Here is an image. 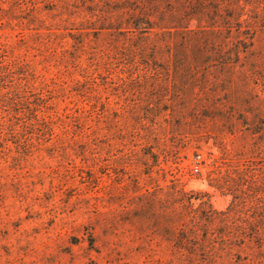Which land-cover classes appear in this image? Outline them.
<instances>
[{"label": "rangeland", "instance_id": "rangeland-1", "mask_svg": "<svg viewBox=\"0 0 264 264\" xmlns=\"http://www.w3.org/2000/svg\"><path fill=\"white\" fill-rule=\"evenodd\" d=\"M125 1L0 0V44L31 64L55 121L51 139L0 128V264H181L174 225L216 242L264 228V0L246 7L250 62L179 72L120 53ZM176 73L202 76L198 106L166 93L187 87Z\"/></svg>", "mask_w": 264, "mask_h": 264}, {"label": "trees", "instance_id": "trees-1", "mask_svg": "<svg viewBox=\"0 0 264 264\" xmlns=\"http://www.w3.org/2000/svg\"><path fill=\"white\" fill-rule=\"evenodd\" d=\"M130 1H125L131 10L126 27L115 30L124 36L123 51L120 53H130L134 63L146 66L163 63L179 72L218 65L233 69L242 66V62L251 61L255 36L250 32L254 30L253 16L248 14L244 18L248 13V0ZM254 9L260 12L258 6ZM177 73L171 78L188 82H182L187 87L167 90L166 93L184 104L197 105L202 92L188 85H200L203 83L202 76ZM36 78L30 63L14 57L7 47L0 44V128L9 130V134L29 128L51 139L55 121L46 113L47 98L40 92L41 89L37 91L38 87L34 85ZM194 111L198 110L194 108ZM244 176L251 180L255 178L247 171ZM225 179L220 176L211 182L219 190H228L231 186L229 180ZM189 204L192 206L191 197ZM190 213L187 217L174 216V224L196 222V217ZM178 227L174 225L170 232L175 255L181 264H198L202 262L203 255L216 262L218 249L230 259L235 258V264H264V228L261 226H237L233 232L221 233L218 242L215 241V229L202 228L197 224ZM243 253L246 257H242Z\"/></svg>", "mask_w": 264, "mask_h": 264}]
</instances>
